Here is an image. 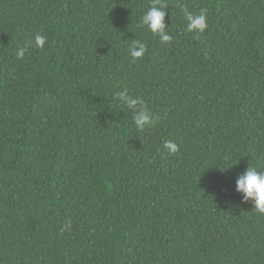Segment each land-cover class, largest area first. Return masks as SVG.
I'll list each match as a JSON object with an SVG mask.
<instances>
[{
	"label": "trees",
	"instance_id": "16d2710c",
	"mask_svg": "<svg viewBox=\"0 0 264 264\" xmlns=\"http://www.w3.org/2000/svg\"><path fill=\"white\" fill-rule=\"evenodd\" d=\"M161 2L170 43L141 26L151 0H0V264H264L235 190L264 171V0ZM177 4L207 9L204 33Z\"/></svg>",
	"mask_w": 264,
	"mask_h": 264
},
{
	"label": "clouds",
	"instance_id": "9594fccd",
	"mask_svg": "<svg viewBox=\"0 0 264 264\" xmlns=\"http://www.w3.org/2000/svg\"><path fill=\"white\" fill-rule=\"evenodd\" d=\"M177 7L184 13L186 20V31L193 33L197 37L208 28L207 9L201 8L198 13L189 11L183 4ZM168 5L161 0H151V5L140 18L141 26L150 31L154 36L159 37L161 43H170L173 37L166 31L165 16ZM48 37L43 32H36L31 39L26 40L16 50V58L23 60L26 53L32 48L43 50ZM128 56L132 62L141 59L147 51V44L139 40H133L128 46ZM121 104L131 110L132 120L138 132H145L155 128L162 117L153 113L143 99L133 97L128 90L119 91L115 94ZM164 148L171 153L178 151V145L173 141H165ZM237 192L243 194V202H251L257 213L264 214V171L257 167L249 166L241 173L236 180ZM71 230V224L67 223L61 229Z\"/></svg>",
	"mask_w": 264,
	"mask_h": 264
}]
</instances>
